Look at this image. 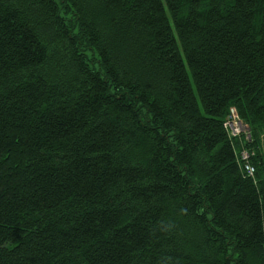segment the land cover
Wrapping results in <instances>:
<instances>
[{
  "label": "trees",
  "instance_id": "trees-1",
  "mask_svg": "<svg viewBox=\"0 0 264 264\" xmlns=\"http://www.w3.org/2000/svg\"><path fill=\"white\" fill-rule=\"evenodd\" d=\"M0 264H264V0H0Z\"/></svg>",
  "mask_w": 264,
  "mask_h": 264
},
{
  "label": "built area",
  "instance_id": "built-area-1",
  "mask_svg": "<svg viewBox=\"0 0 264 264\" xmlns=\"http://www.w3.org/2000/svg\"><path fill=\"white\" fill-rule=\"evenodd\" d=\"M230 123H233V124H235V125L237 124L238 126H242L243 129H244V131H246L245 127H244L240 122H236V117H235L234 115H233L232 121H231ZM230 123H227V124H226V127H227V128H229V124H230ZM229 129H230V131H231V128H229ZM231 134H232V133H231ZM233 135H234V134H233ZM240 159H241L242 162H244L246 173H247L249 176H252L253 173H254V170H253V168H252L249 164H247V160H248L247 153H245V152L241 153V154H240Z\"/></svg>",
  "mask_w": 264,
  "mask_h": 264
},
{
  "label": "rangeland",
  "instance_id": "rangeland-1",
  "mask_svg": "<svg viewBox=\"0 0 264 264\" xmlns=\"http://www.w3.org/2000/svg\"><path fill=\"white\" fill-rule=\"evenodd\" d=\"M229 128H231V133L234 135H238L240 133H245L242 126H238L237 124L230 123Z\"/></svg>",
  "mask_w": 264,
  "mask_h": 264
},
{
  "label": "bare ground",
  "instance_id": "bare-ground-1",
  "mask_svg": "<svg viewBox=\"0 0 264 264\" xmlns=\"http://www.w3.org/2000/svg\"><path fill=\"white\" fill-rule=\"evenodd\" d=\"M237 138V137H236ZM233 139V138H232ZM232 141V140H231ZM240 161V160H239ZM254 177V176H253Z\"/></svg>",
  "mask_w": 264,
  "mask_h": 264
}]
</instances>
